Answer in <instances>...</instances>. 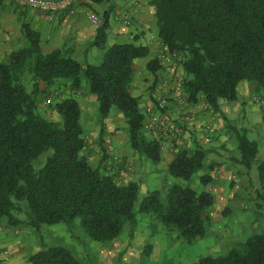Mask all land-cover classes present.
<instances>
[{"label":"trees","instance_id":"obj_1","mask_svg":"<svg viewBox=\"0 0 264 264\" xmlns=\"http://www.w3.org/2000/svg\"><path fill=\"white\" fill-rule=\"evenodd\" d=\"M147 1L154 7L161 48L178 54L177 64L184 70L179 86L187 104L203 100L219 111L220 99L237 100V86L244 80L264 91V0ZM107 27L105 15L93 41L106 48L98 64L83 65L59 49L43 52L38 34L28 25H22V32L29 46L0 61V219L10 226L26 224L39 233L43 224H69L79 219L90 239L109 242L122 233L126 222L135 223L139 185L135 181L120 184L115 173L104 172L101 163L105 157L97 165L90 163L84 153L81 109L74 95L86 88L96 97L100 137L104 119L117 109L125 118L131 148L152 163L161 160V136L152 127L145 132L146 111L130 91L134 60L147 55L148 48L133 42L105 47ZM147 69L155 77L150 85L153 90L161 81L163 67L154 56ZM25 70L32 76L30 90L21 81ZM58 80L63 81L55 84ZM42 82L44 88L40 89ZM65 86L72 91L70 95L50 104L60 120L44 117L38 111L37 96L51 87ZM165 96L173 100L167 92ZM152 97V103L157 102ZM235 138L240 154L235 159L246 169L256 165L264 191V155L256 158L257 142L245 133L235 132ZM48 151L45 162L35 167L34 161ZM205 158L206 150L201 147L192 153L181 148L168 163L167 172L189 181L203 169ZM199 180L200 188L175 182L165 191H149L139 201L138 212L151 213L184 241L205 236L208 210L214 204V195L206 187L212 176L205 172ZM22 202L27 204V220L17 215ZM28 262L83 264L70 248L44 244L29 255ZM193 264H264V232L249 236L224 255L202 256Z\"/></svg>","mask_w":264,"mask_h":264},{"label":"rangeland","instance_id":"obj_2","mask_svg":"<svg viewBox=\"0 0 264 264\" xmlns=\"http://www.w3.org/2000/svg\"><path fill=\"white\" fill-rule=\"evenodd\" d=\"M20 76L26 89L30 90L33 84L31 73L25 70ZM154 79L155 77L152 75L151 82ZM238 85L240 92L248 96V101L251 104V110L247 112L245 110V114L248 115L249 113V116L255 114L259 116V119L252 117L246 122L244 118L247 115L244 117L243 113V116L238 118L233 125L225 120L226 127L234 136L231 141L236 147L235 132L245 133L250 140H255L259 149L256 158L261 159L264 155V103H257L254 96H260L264 94V91L256 90V86L247 80ZM179 87L177 85L178 92ZM42 88H44L43 82L40 84V89ZM51 88L46 92H40L37 96L38 111L44 117L58 121L60 117L52 109L51 101L55 98L66 97L70 95V92L62 87H58L56 90H50ZM150 90V93L155 94V88ZM169 90L171 91V89ZM159 92L163 93L160 90ZM180 94L181 98L186 101L181 105L187 104V97L181 89ZM150 100L152 103L153 97H150ZM143 107L145 109V106ZM234 110L236 111L237 107ZM85 120V124L91 123L95 126L92 131H87L88 128L85 125V131L83 130L86 144L84 153L90 163L97 165L101 158L105 157L101 163L104 172L115 173L116 180L120 184L135 181L139 185L138 201L134 208L136 211L135 223L132 225L126 222L122 233L114 240L99 242L90 239L85 234L79 219H75L69 224H43L39 233L26 224L10 226L6 219H0V264H29L28 256L40 249L42 244L64 245L70 248L83 264H163L168 261L193 264L202 256L224 255L231 248L240 247L249 236L264 232V191L260 188L255 164L250 169H246L240 164L237 166L240 169L236 170L235 168L232 171L234 176L228 177L230 179L227 182L226 190L224 188L218 189L221 197L216 196V200L214 197L215 205L213 204L208 210L209 221L206 235L187 242L182 240L176 231L156 220L151 213L138 212V203L149 191L154 189L165 191L175 182L200 188L201 170L195 173L189 181H183L170 176L167 167L162 164L161 160L158 163H152L134 149L133 152L125 150L121 153H113L107 145L108 137H106L107 139L104 138V134L108 136L106 130L104 129L103 137L99 136L98 113L96 117L88 118L85 116ZM113 120L118 121V127L115 128L114 133L120 132L127 140L125 121L120 116L114 115ZM188 120L185 121L183 130ZM145 130L147 132L149 129L145 128ZM167 148L173 156L181 149L178 142L166 144L161 151ZM49 154L48 151L40 155L34 161L35 167L42 165ZM216 160L218 161H214L213 164H218L220 168L224 167H221L222 164H227V161ZM206 164L209 168L213 165L211 163ZM203 172L206 171L203 170ZM206 187L213 193V179ZM26 205V202H22V210L17 212V215L24 220H27Z\"/></svg>","mask_w":264,"mask_h":264},{"label":"crops","instance_id":"obj_3","mask_svg":"<svg viewBox=\"0 0 264 264\" xmlns=\"http://www.w3.org/2000/svg\"><path fill=\"white\" fill-rule=\"evenodd\" d=\"M88 12H92L98 17L99 24L104 22L105 15L108 16L105 47L126 42L147 46V55L134 60V72L130 86L131 93L139 98L140 107L143 108L149 104L150 97L158 95L159 90L167 92L169 90L166 91V89H171V91L177 89V85H179L177 79L182 80L184 77V70L180 64L176 66L174 80L170 81L166 87H162L163 90L158 88V83L154 90L155 94L150 93L149 87L153 74L148 71L147 63L161 49V41L157 37L154 7L149 5L147 0H135V2L133 0H78L74 4L73 13L64 10L51 15L41 10L20 8L9 0H0V61L5 60L11 52L29 46V40L22 32V25H28L38 34L43 52L59 49L83 65L100 63L106 48L93 45L98 25L89 20ZM126 18L131 20L129 25L124 23ZM165 70L169 72L168 69ZM61 81L63 80H58L56 83ZM65 89L72 92L68 86H65ZM237 90V100H220L219 111L207 107L203 100L183 105L179 100H172L168 103L170 117L176 118L180 111L188 115L189 120L178 142L180 148L192 153L201 147L207 152L201 174L204 173L203 170L209 171L211 174L214 182L215 200L216 196L221 197L218 189L226 190L227 182L230 179L228 177L234 176L232 171L235 168L236 170L240 169L237 167L240 166V163L235 159L240 154L236 145H233L231 141L234 136L226 127L225 120L232 125L235 124L238 118L243 116V113L244 117L247 115L245 110L246 112L251 110V104L248 101V96L240 92L239 85ZM172 93L168 92V95ZM75 96L81 109L80 123L83 130L85 131L86 125L87 131H92L95 126L91 123L85 124V116L88 118L97 116L96 97L90 94L86 88L77 91ZM113 115L120 116L125 121L122 113L117 109H112L104 119V129L108 133V136L104 134V138L108 137L109 150L113 153H121L125 150L133 152L123 135L120 132L116 133L117 131L114 133L115 128L118 127V121L113 120ZM252 117L259 119V116L255 114L249 116L248 113L244 120L247 122ZM97 123L100 133V123ZM145 128L149 129V126H145ZM168 148L161 152V162L166 167L173 158ZM216 159L227 161V164H222L221 167H224L220 168L218 164H213L214 161H218ZM206 163L213 164V168L210 170Z\"/></svg>","mask_w":264,"mask_h":264},{"label":"built area","instance_id":"obj_4","mask_svg":"<svg viewBox=\"0 0 264 264\" xmlns=\"http://www.w3.org/2000/svg\"><path fill=\"white\" fill-rule=\"evenodd\" d=\"M16 6L20 8H29V9H36L46 12L48 14H57L61 11L67 10L70 13L74 12V4L78 0H9ZM135 2V0H133ZM89 20L96 24H99L98 17L92 13H87ZM130 19H124V23L126 25L130 24ZM160 64L162 65L163 69L161 70V81L159 83L158 88L162 89V87H166L167 84L171 81V75L175 74V69L177 64L178 54L172 52H168L163 47L158 53L157 56ZM165 69H168L166 71ZM168 72V73H166ZM177 81L181 83V80L178 78ZM169 89H166V91ZM171 92L170 90L167 91ZM165 91L163 93H158L156 95L155 103H149L145 106V111L147 114V122L146 126L152 127L154 133L158 136H161V150H163L166 144H173V142H179L182 132H183V125L185 121L188 119V115L185 112H180V114L176 118H172L168 116V98L165 96ZM169 96L175 100L180 101L181 103H185V99L181 98L180 96V87L179 92L177 89L173 90V93ZM180 96V98H179ZM254 100L257 103H264V94L260 96H254Z\"/></svg>","mask_w":264,"mask_h":264}]
</instances>
